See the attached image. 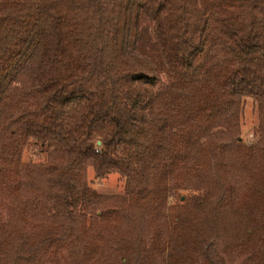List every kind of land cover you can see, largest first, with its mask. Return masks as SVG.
<instances>
[{"label": "trees", "instance_id": "obj_1", "mask_svg": "<svg viewBox=\"0 0 264 264\" xmlns=\"http://www.w3.org/2000/svg\"><path fill=\"white\" fill-rule=\"evenodd\" d=\"M0 264H264V0H0Z\"/></svg>", "mask_w": 264, "mask_h": 264}, {"label": "rangeland", "instance_id": "obj_2", "mask_svg": "<svg viewBox=\"0 0 264 264\" xmlns=\"http://www.w3.org/2000/svg\"><path fill=\"white\" fill-rule=\"evenodd\" d=\"M253 125V112L250 106H247L244 111L243 126L241 130V138L244 141L252 139L251 127ZM28 152H31L30 150ZM88 176L90 179L93 177V171L88 168ZM91 184L98 192L117 194L123 192V182L116 174L109 175L100 181H91Z\"/></svg>", "mask_w": 264, "mask_h": 264}]
</instances>
